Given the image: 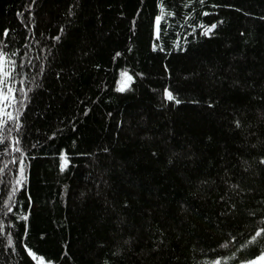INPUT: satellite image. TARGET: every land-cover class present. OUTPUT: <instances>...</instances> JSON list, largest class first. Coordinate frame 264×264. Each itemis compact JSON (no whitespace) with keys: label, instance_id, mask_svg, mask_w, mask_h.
<instances>
[{"label":"trees","instance_id":"1","mask_svg":"<svg viewBox=\"0 0 264 264\" xmlns=\"http://www.w3.org/2000/svg\"><path fill=\"white\" fill-rule=\"evenodd\" d=\"M0 55V264L264 253V0H0Z\"/></svg>","mask_w":264,"mask_h":264},{"label":"rangeland","instance_id":"2","mask_svg":"<svg viewBox=\"0 0 264 264\" xmlns=\"http://www.w3.org/2000/svg\"><path fill=\"white\" fill-rule=\"evenodd\" d=\"M156 34H157V30H156ZM7 78H8V72L5 65V60L3 56L0 55V122L4 117L9 115L11 102L13 100V94H14L11 87L9 86V82ZM129 84L130 81L128 80V75L125 76L124 74H121L119 79L118 89L123 88L124 90H126ZM34 260H36L37 264H45L41 259H34Z\"/></svg>","mask_w":264,"mask_h":264},{"label":"snow or ice","instance_id":"3","mask_svg":"<svg viewBox=\"0 0 264 264\" xmlns=\"http://www.w3.org/2000/svg\"><path fill=\"white\" fill-rule=\"evenodd\" d=\"M201 2H203V0H201ZM207 14L208 13H205V15H207ZM162 16H163V11L161 13V16L157 17V24H159V21H160ZM216 26H217L216 24H213L211 26L204 27V34L208 35L209 33H211L216 28ZM158 31H159V29H158ZM5 35H7V33H5ZM57 39H59V37H57ZM124 75L126 76L127 74L125 73ZM128 80L130 81L131 77H128ZM118 90L123 91L124 89L119 88ZM164 94L168 100H170V101L175 100V97L173 96V94L168 89L164 90ZM176 102L179 103L178 100H176ZM61 159L64 160L65 158L62 156ZM262 163H264V161H262ZM63 168H64V165L62 164L61 170H63ZM21 176H23V168H21ZM22 182H23L22 180H18L17 184H21ZM23 219H27V217H23ZM262 232H264V229H261L260 232H257L256 237H259ZM254 240H255V237H253V241ZM9 243L11 244V241H9ZM29 255L33 256V259L37 258L36 256H34V254L31 251H29ZM217 264H220V262H217ZM246 264H264V253L260 254L257 260L248 261V262H246Z\"/></svg>","mask_w":264,"mask_h":264}]
</instances>
